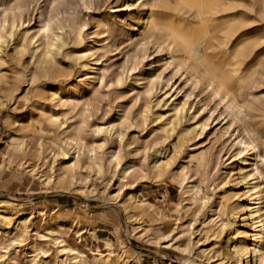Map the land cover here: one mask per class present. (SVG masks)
I'll list each match as a JSON object with an SVG mask.
<instances>
[{"label": "bare ground", "instance_id": "obj_1", "mask_svg": "<svg viewBox=\"0 0 264 264\" xmlns=\"http://www.w3.org/2000/svg\"><path fill=\"white\" fill-rule=\"evenodd\" d=\"M80 1L89 11H93L96 4L108 3L110 14L99 18L95 29L88 32L85 30L87 23L77 30L74 24L68 22L66 27L70 29L72 45L64 39L65 25L60 24V11L47 15L42 6H38V24L34 31L23 32L18 27L23 16L22 6L9 9L3 7L0 1V67L5 62L2 50L8 40H16L15 51L28 54L40 66L54 63L57 54L66 48V55L79 64L83 72L79 78L82 80L75 83L59 81V89L51 94L49 101H45L43 91L37 88L35 96L41 117L67 131L68 125L61 116L60 108L67 105L69 99L81 103L80 96L87 86L95 81H104L105 67H101L103 64L99 59L94 61V55L100 50L96 47L99 42L96 38L99 36L108 40L111 22L109 17L119 18L126 26L119 29V38L127 37L134 41L138 52L134 54V63L129 69L133 80L128 86L130 91L137 92L134 98L139 99L138 87L144 85L148 99L142 105L140 113L146 118L153 115V129L158 132L157 138H162L160 142L158 139L149 143L144 141L145 147L157 142L155 144L159 143L163 149L156 151L148 164L142 165L143 161L138 157L141 151L138 140L127 143L133 154V158L127 161L121 155L122 150L114 144L108 145L107 141L98 143L94 139L87 141L74 134H65L60 140L51 141L45 147V142L38 143L39 155L43 154V157L49 159L48 165L54 177L51 181L62 187H70L74 183L87 185L89 178H85L84 172L87 177L91 172L105 175L107 163L116 169L112 178L115 180L136 173L143 179L150 174L153 180H157V177L166 174L176 180L185 194V202L180 210L189 216L187 226L193 233L194 215L197 213L194 208L210 210V214L200 220L198 230L208 237L207 240L210 236L223 234L225 231L228 233L225 245L222 243L217 247H214L216 244L211 248L201 247L211 263L264 264V133L250 123V118L264 103L257 105L255 101L247 99L246 88L252 78L238 73L248 60L264 59V0H180L175 8L177 14L171 19H166L165 13L158 9L162 6V0ZM121 11L125 14L120 15ZM151 45L159 59L155 61L158 65L154 74H147L144 60L151 55L148 53ZM137 69L140 71L135 76L133 73ZM101 71L104 73L101 74ZM48 73L50 70L43 67L39 73H32V78ZM3 79L0 68V83L6 80ZM117 82L122 83L123 78L119 76ZM192 98L200 103L201 111L189 113ZM208 100L214 101V105L209 107ZM2 103L0 102L1 105ZM88 104H84V107ZM207 109L210 114L206 121L212 120L218 127L214 133V143L225 145L228 141L229 144L228 157L225 159L227 164L221 172L223 184L216 201L205 193L202 182L195 181L191 171L193 161L207 165L209 151L200 155L196 150L191 149L187 153L183 150L192 131L198 133L200 129L209 128V123L199 118L200 113ZM117 111L119 121L108 120L94 126L98 134L105 135V140L122 141L120 122L128 120L131 113L128 115L122 105H117ZM10 115L7 118L8 126L13 123ZM27 116L24 129L40 123L33 116ZM15 118L16 122H20L21 118ZM186 119L191 123L187 122L186 125ZM172 134L177 135V142L165 147V138H171ZM13 141V136L8 133L7 142L15 147L18 143ZM42 176L43 174L40 175ZM228 178L237 180L244 189L229 194L226 190L228 182H225ZM43 181L48 184L46 179ZM136 186L137 184H127L125 188L116 190H110L108 186L106 188L113 202L127 210L129 217H137L135 211L138 209H152L154 203L144 191L159 187L153 183ZM23 211L22 204L14 199L0 198V236L17 233L22 221H26L22 234H29L33 230V213H29L27 218H20ZM37 211L38 216H44L47 212L44 206H37ZM141 223L137 226L132 223L130 232L139 228L148 230V224L143 221ZM63 227L75 232L76 239L80 238L81 241L86 232L91 233L94 238H101L95 227L89 228L76 217L65 219L54 210L43 230L34 232L32 242L28 244L22 239L16 242L14 238L11 248L0 251V258L7 256L9 261H15L30 257L35 264H141L139 258L130 260L126 256L125 242L122 241L121 249L116 250L110 237H102L106 241L104 251L90 248V253H87L79 245H73L64 238L60 232ZM22 234L19 236H23ZM170 237V232L159 228L151 233V238L157 244L167 239L166 245L179 248ZM45 245H53L55 253H51ZM186 262L198 264L190 259ZM2 264L8 262L4 260Z\"/></svg>", "mask_w": 264, "mask_h": 264}, {"label": "rangeland", "instance_id": "obj_2", "mask_svg": "<svg viewBox=\"0 0 264 264\" xmlns=\"http://www.w3.org/2000/svg\"><path fill=\"white\" fill-rule=\"evenodd\" d=\"M0 1L3 7L6 6L9 9L22 6L23 16L18 27L23 32L26 30L34 31L36 24H38V6H42L47 15H53L60 11V24L65 25L63 35L69 45H72V40H70V29L66 27L68 22L74 24L77 30L87 23L88 28L86 27L85 30L88 32L95 29L99 18L110 14L108 3L96 4L94 10L89 11L80 0H59L57 2L55 0ZM179 2L180 0H162V6H159L158 9L165 13L166 19H171L177 14L175 8ZM119 14L124 15L125 12L121 11ZM109 19L111 20L109 39L104 40L99 36L96 38L99 41L96 47L100 50L94 55V61L99 59L103 64L101 67H105L104 70L107 71H104L105 73L100 72L105 75L104 81L102 83L95 81L87 86L83 95L80 96L81 103H75L69 99L68 106L65 105L60 108L61 116L68 125L67 131H63L57 124L41 117L35 93L36 88L42 90L46 97L45 101H49L51 94L59 89V81L80 82L82 79L79 78V75L83 72L79 64L66 55V48L57 54L54 63L40 66L28 54L15 51L17 50L15 48L16 40H8L3 45L2 57L5 62L0 68L6 80L3 79V83H0V87H2L0 89V102H3L2 105L0 104V198H12L22 204L24 211L20 218H27L29 213H33L31 218L33 222L31 229L33 230L29 234H22L26 228V221H22L17 233L0 236V251L4 252L7 248H11L14 238L16 242L20 239L28 244L32 242L35 237L34 232L36 230L42 231L45 222L50 221L52 212L56 210L57 214L65 219L76 217L89 228L95 227L97 229V234L101 238H94L91 233L86 232L82 241L80 238L76 239V233L70 229L66 227L60 229L69 243L79 245L87 253H90V248H99L104 251L106 241L102 237H110L116 250L121 249L122 241L125 242L126 256L130 257V260L139 258L141 264H187L186 260L188 259L198 264H215L208 260L202 248H211L215 244L214 247H217L226 243L229 238L228 233L225 231L223 234L210 236L209 240L204 234L199 233L200 220L206 214H210V210L201 208L200 210L194 208V212L198 213L194 215L195 232L193 233V230L188 228L189 216L180 210L181 205L185 202V194L176 180L169 178L166 174L157 177V180H153L150 174L147 175L148 178L143 179L137 173L125 175L122 179L115 180L112 178L116 169L107 163L105 175L91 172L87 177V173L84 172L85 178H89L87 185L74 183L70 187H62L51 181L54 177L48 165L49 159L38 153L39 142H45V147L51 141L60 140L65 134H74L85 138L87 141L94 139L98 143L107 141L108 145L114 144L116 148L122 150L121 155L127 161L133 158L131 148L127 143L138 140L141 147L138 157H141L142 165L148 164L154 153L163 149L159 143L155 144L157 142L145 147L144 141L149 143L158 139V132L153 129V115L150 114L146 118L143 113H140L142 105L148 99L144 85L141 84L138 87L139 99L134 98L137 92L130 91L128 86L133 80L130 78L129 69L134 63V54L138 52L134 46V41L127 37L119 38V29L126 27L123 22L119 18L112 19L109 17ZM154 50L151 45L148 52L151 55L144 60L147 74H154L158 65L155 61L159 59V56L154 53ZM257 59L259 58L248 60L246 66L242 70L240 69L238 73L248 75L249 79L252 78L250 85L246 88V97L259 105L264 103V59L261 61ZM43 67H47L50 73L43 74V76L38 74V77L33 79L32 76L39 73ZM139 71L140 69H137L133 74L137 76ZM165 73L167 76L169 75L168 72ZM119 76L123 78L122 83L117 82ZM196 91L198 93V90ZM202 96L204 97V95ZM208 101L209 107L214 105V101ZM84 104L89 106L84 107ZM117 105H122L128 115L131 113L130 118L120 122V128L123 132L122 141L120 139L105 140V135L103 136V133L98 134L94 130V126L95 124L106 123L108 120L117 121L119 118ZM200 107V103L192 98L189 113L201 111ZM263 107H259L261 109L250 118V123L251 126L264 133ZM208 110L200 113L201 121H206L210 114ZM9 115L13 122L11 126L7 124ZM27 115L33 116L40 123L27 128V130L24 129L27 124ZM16 116L21 118L20 122L15 121ZM187 122L191 123L186 119V125ZM206 123L210 125L206 130L200 129L198 133L196 131L190 133L183 145V150L184 153L191 149L196 150L200 155H205L209 151L207 165L193 161L191 162V171L195 181L202 182L205 193H208L216 201L223 184L221 172L227 164L225 159L228 157L229 144L228 141L225 145L219 142L214 143V133L218 127L212 120L206 121ZM8 133L13 136V142L18 143L15 147L7 142ZM161 139L157 141L160 142ZM165 141V147H170L171 143L177 142V135L172 134L171 138H165ZM41 174H43L42 177H40ZM213 177L215 178L213 179ZM43 179H46L48 184L44 183ZM225 182H228L226 190L229 194H235L236 191L241 192L244 189L237 180L228 178L227 181L225 179ZM144 183L157 184L159 187H151L144 191L154 206L152 209L136 210L135 215L137 217H129L130 214L127 210L122 209L119 203L113 202L110 194L106 191L107 186L110 190H116V188H125L127 184H137L136 187H140ZM37 206L46 207L47 212L44 216H38ZM223 217L225 218V215ZM142 221L148 224V230L144 231L139 228L130 232L132 223L137 226L139 223L142 224ZM157 228L164 232H170L172 242L179 248L166 245L167 239H163L161 244H157L151 238V233H154ZM19 234L23 236H19ZM45 248L50 249L51 253H55L53 245H45ZM4 260L8 264H35L30 257L9 261L6 256L0 258V264Z\"/></svg>", "mask_w": 264, "mask_h": 264}]
</instances>
